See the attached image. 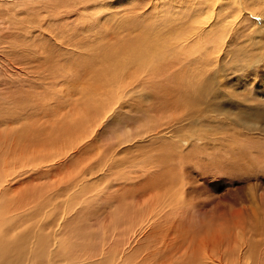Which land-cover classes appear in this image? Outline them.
<instances>
[{
    "label": "rangeland",
    "instance_id": "374dc122",
    "mask_svg": "<svg viewBox=\"0 0 264 264\" xmlns=\"http://www.w3.org/2000/svg\"><path fill=\"white\" fill-rule=\"evenodd\" d=\"M141 1L128 21L179 14L161 54L183 77L150 82L127 60L105 92L98 77L120 60L107 47L125 45L117 26ZM218 1L110 0L86 32L76 0H0V234L19 245L0 264H264V169L243 148L264 143V122L237 124L264 113V58L244 64L264 34L243 1ZM210 78L221 108L192 112Z\"/></svg>",
    "mask_w": 264,
    "mask_h": 264
},
{
    "label": "bare ground",
    "instance_id": "6f19581e",
    "mask_svg": "<svg viewBox=\"0 0 264 264\" xmlns=\"http://www.w3.org/2000/svg\"><path fill=\"white\" fill-rule=\"evenodd\" d=\"M92 1L93 0H76V2L78 4L83 5V11H80V12H82L81 13V16L85 19L84 20V23H83L85 25L82 24V26H84L83 27V30H85L86 32H89V29H90L89 27H90L91 22H94V21L96 22L97 19H100L99 17L101 15L100 14V11H97L96 13L89 14V9H101L103 7V5L108 4V2L110 0H96V2L94 3V5L91 6L90 3ZM160 1L161 0H148V2H149L148 4L153 7V8H151V6H150L149 8H151V9H157V8L160 9V8H162V6L160 5ZM168 1H169L170 4H174L172 2L173 1H176V0H168ZM214 1H216V0H214ZM219 1L225 3V0H219ZM240 1L241 2L243 1V9L245 11H246L247 8H249V10H250V14H248L249 17H251V13H254L255 14V18L258 17V19H259L257 23L254 22L252 24V27L254 26L256 28L254 31H256V32H258L260 34H264V0H252L251 2L248 1V2H250L249 5L245 4V1H247V0H240ZM61 2L63 3V1H61ZM67 3H68V1H67ZM142 3H143V1H141L140 4L138 3V5H132V6H130V9H127L126 12H125L127 14L126 17H125V19L122 18L124 20V21L122 20L123 23H121L120 25L118 24L119 26H117V27H119L118 28V31L120 32L118 34H124L126 32V35L121 39L122 42L125 41V45L123 43H120L121 45H117V46L110 45V46L107 47V53H106L107 58H109L110 56L111 57L118 56V57H120V60H117L116 63H109V62H107L106 67H104V70L100 73V75L98 77V80L100 82V85L103 87V89L105 88L104 90H106L105 92L108 91V87H107L108 83H107V81L112 76L116 80H117V75L119 76V78H122V74H121L122 72H120V71H122V68H124L123 67L124 62L127 61V60H129V63L132 65V68L133 69L140 70V71H144V72L145 71H148L149 72L148 79L150 80V82H155V80H151V79L154 78V77H156L157 75H159L160 77H163V76L169 74L172 77V79L175 78V77H178V78L181 77L180 76V72L178 71V73H177V71L175 70V68L177 69V67L174 68L175 71H173V72H172L173 69H167L168 68V66H167L168 64H167V62L165 63V61L162 59V55L163 54H161L162 53L161 49L163 48V44H164V38H168V40L175 39V41H177V38H178L179 34H178V29L176 27H177V23L179 21L177 19L180 18V17H178L179 14H176V11H175L176 9L174 10L175 11V14H173V12H171L169 9H165L164 12L161 11V12H159L157 14L164 13L165 16H166V14L169 13L172 16V19L174 18L173 20H171V21H165L164 22V20L161 17H157V16L154 17V15L148 14L149 16L146 19H150L152 21H145V22H141L142 20L141 21L133 20L132 22L131 21H128V20H131L135 16H137V18H142V15L146 14L145 11L143 13L139 14L140 11H142V9L144 7V6H142ZM146 3H145V6H146ZM128 4H130V3H128ZM165 4H167V2ZM140 6H142V7H140ZM60 8H63V7L60 6ZM144 10H146V9H144ZM125 13H124V15H125ZM256 14L257 15L259 14L260 16H256ZM124 15H122V16H124ZM150 15L152 17H154V20L152 19V17H150ZM145 16L146 15H144V17ZM157 18L160 19V20H158ZM95 27H96V25H95ZM141 29H144V30L141 31ZM90 31H92V28H91ZM252 34H253V32H252ZM127 39H128V41H127ZM185 40H186L185 43L187 42L186 43V46L188 47L189 44H188V41L187 40H189V38H187V36H186V39ZM170 45H172V44H170ZM189 48H192V47L190 46ZM104 49H105V47H104ZM253 50L254 51H259L257 53H264V43L261 44V45H259V46L254 47ZM190 52H194V49L192 48L189 51V53ZM251 53L252 52L249 51L248 52V55L245 56V58H244V60L246 58H248V60H246V61L243 60L244 61V64L247 65V66L248 65H251V64L252 65L253 64L254 65H257V64H259L261 62V59L263 60V58H264V54H263L260 57H255L254 59H252L251 58ZM189 55L190 54H187L186 56H189ZM197 56L199 58L200 55L197 54ZM217 64H218V61H216V60H209V61H205L203 63H200L199 65H201V67H202V69H201L202 75L200 74V75H198V77L195 76L194 75L195 74V72H194L195 70H194V71H189L188 73L186 72L187 75H185V78L187 76V78L196 77V78L200 79L207 72H209L210 69L213 68V66H216ZM189 66H191V65H189ZM179 67H180V65H179ZM186 67H188V66H186ZM196 69H198V68H196ZM201 71H200V73H201ZM181 74H182V72H181ZM170 81H172V80H170ZM180 81H182V80H180ZM196 81H197V79H196ZM213 82H214V78H210V79L207 80L204 88L203 89L201 88L202 89L201 97H199L197 100H195L197 102H196V106L192 110V112L193 111L194 112H197V109H198V107L200 105L201 106H205V110L207 112H210L211 114H215L216 111L221 108V102L223 103L224 101L219 96V93L216 90L217 88L214 86V83ZM102 87H99V88H102ZM96 88L97 87L95 86L94 89L96 90ZM211 89H213V91ZM101 101H103L101 94H99V98L97 97V94L95 96H93V95L88 96V103H90V106L93 105L92 106L93 108L94 107L97 108V106L99 105V103ZM227 109H229V108H227ZM251 109L254 110V112H256L255 110H258L259 108L258 109L257 108H251ZM199 110H200V108H199ZM239 110H241V109H239ZM245 111H241L242 118L239 121L237 120V124H240V122L243 123V130L246 129V130H248L250 132L253 131V130H256L257 129L258 122H264V113L263 114H259L256 119H255L254 116H250L252 118V120H251L250 118H248L246 116V112L247 111L246 112ZM241 115H240V117H241ZM244 141L245 142H243V148L250 149V146L255 147V149L257 150L256 153L254 154V156H255V162L258 163V164H260V166L264 169L263 163L259 162L258 159H257L260 156L259 155V152L261 154L264 153V143L258 141L257 139H248V138H247V140H244ZM168 144L170 145L169 147L171 149L172 148V144L170 142ZM157 151H159V150L157 149ZM247 151H250V150H247ZM247 151L246 152L244 151L243 152V155H241V154L239 155V157L237 158V162H242V158H245L247 156L246 155ZM160 154H162V156H166L163 159H165V158L166 159H170V157H171V155H168L167 150L163 151V153L161 152ZM160 154L158 153V156ZM214 157L216 159H220L221 158V156H219L217 158L216 154L214 155ZM160 160H162V158H160ZM18 249H19V245L17 243H8V242H6L4 240V238H3V236L0 234V263L1 262H6L8 260V257H10L11 255L16 254L18 252Z\"/></svg>",
    "mask_w": 264,
    "mask_h": 264
}]
</instances>
